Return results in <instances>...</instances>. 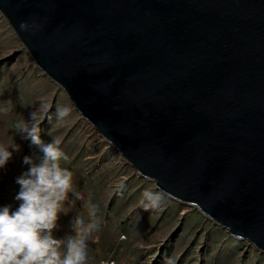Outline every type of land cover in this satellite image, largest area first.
<instances>
[{
  "label": "water",
  "instance_id": "1",
  "mask_svg": "<svg viewBox=\"0 0 264 264\" xmlns=\"http://www.w3.org/2000/svg\"><path fill=\"white\" fill-rule=\"evenodd\" d=\"M0 12L143 176L264 252V0H0Z\"/></svg>",
  "mask_w": 264,
  "mask_h": 264
},
{
  "label": "rangeland",
  "instance_id": "2",
  "mask_svg": "<svg viewBox=\"0 0 264 264\" xmlns=\"http://www.w3.org/2000/svg\"><path fill=\"white\" fill-rule=\"evenodd\" d=\"M62 107L71 112L61 120L56 113ZM31 112L37 113L40 139L60 140L68 157L61 164L73 172L77 196L69 194L54 236L73 234L71 221L78 214L88 221L84 201L99 207L101 227L89 238L87 264H264V252L253 242L231 234L195 204L167 193L158 209L144 211L142 193L161 189L83 117L0 12V145L20 148L0 169V206H18L16 178L28 168L23 158L41 155L16 129ZM121 180L126 183L122 195L114 192Z\"/></svg>",
  "mask_w": 264,
  "mask_h": 264
},
{
  "label": "clouds",
  "instance_id": "3",
  "mask_svg": "<svg viewBox=\"0 0 264 264\" xmlns=\"http://www.w3.org/2000/svg\"><path fill=\"white\" fill-rule=\"evenodd\" d=\"M20 27L26 30L28 26L21 23ZM70 112L69 107L58 108L57 118L62 120ZM36 120L37 113L31 112L27 120L16 125L17 133L30 139L41 155L23 158L28 168L16 178L19 191L14 199L18 206H0V264H87L89 238L101 227L99 207L84 201L88 221L78 214L71 221L73 234L63 239L54 236L69 194H77L73 190V172L61 164L68 159L60 147L61 141L41 140ZM9 148L0 145V169L12 159L14 151L20 150L16 144L11 151ZM125 187L121 180L114 186V192L122 195ZM166 195L162 189L145 190L139 203L144 211H152L160 207Z\"/></svg>",
  "mask_w": 264,
  "mask_h": 264
}]
</instances>
